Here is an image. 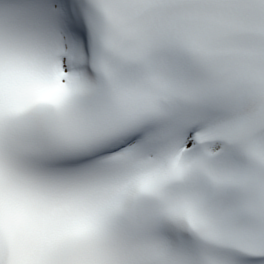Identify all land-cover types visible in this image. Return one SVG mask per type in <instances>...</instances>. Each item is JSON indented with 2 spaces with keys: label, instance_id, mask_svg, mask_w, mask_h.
Listing matches in <instances>:
<instances>
[{
  "label": "snow or ice",
  "instance_id": "obj_1",
  "mask_svg": "<svg viewBox=\"0 0 264 264\" xmlns=\"http://www.w3.org/2000/svg\"><path fill=\"white\" fill-rule=\"evenodd\" d=\"M0 264H264V0H0Z\"/></svg>",
  "mask_w": 264,
  "mask_h": 264
}]
</instances>
